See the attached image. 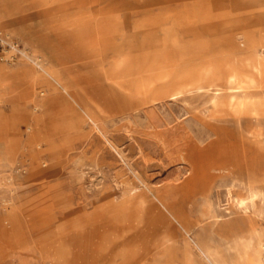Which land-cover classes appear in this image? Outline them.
<instances>
[{"label":"rangeland","instance_id":"1","mask_svg":"<svg viewBox=\"0 0 264 264\" xmlns=\"http://www.w3.org/2000/svg\"><path fill=\"white\" fill-rule=\"evenodd\" d=\"M0 88V264H264V0H0Z\"/></svg>","mask_w":264,"mask_h":264},{"label":"crops","instance_id":"2","mask_svg":"<svg viewBox=\"0 0 264 264\" xmlns=\"http://www.w3.org/2000/svg\"><path fill=\"white\" fill-rule=\"evenodd\" d=\"M7 15L9 16V13ZM52 72H53L54 76L52 77L53 79L51 80V82L55 85L53 87L54 88L59 87L70 98V105H72L71 107H72V109H74V111H73L74 114L72 112L70 116H91L90 113L88 112V110L86 109V107L83 106L78 101V99L75 97V95L72 92V90L70 89V87L67 84H65L57 76V74L54 72L53 69H52ZM48 81L50 82V80H48ZM1 91H2V89L0 88V94H1ZM169 96H170V93H169ZM158 98H161V97L158 95V96L151 97L148 100H143L142 103L140 102V104H137L136 106H133L130 111L136 112V111H139V110H146L149 106L153 105V103H155V101L158 100ZM151 101H153V102H151ZM76 105L80 108L81 112H79V110L75 107ZM39 106H40V110L38 112L37 111L36 112L35 111L34 112H29L23 106L13 105L10 114H5L4 112L0 111V116H31L32 119H34V117L36 118V116H49L47 112H48V109L51 107L50 101H48L47 99L42 100L40 102ZM34 109H37V108H34ZM150 115H152V116H146V117L150 118V119H153V120L156 119V116L154 117V115H155L154 110L150 111ZM43 131H46V130L40 129V132H42L44 135H46L47 139H49L50 138L49 135L46 132H43ZM0 137H2V136H0ZM4 150H5V146H4ZM4 150H3L2 154H0V161L3 160V159H13L14 148L11 149V150H8L9 155L4 153L5 152ZM10 152H11V154H10ZM16 215H17V218H18L17 211H16ZM16 228L17 227L12 228L9 225V228L7 229L11 233V243L16 241V240H14V238H15L14 232H17ZM15 229H16V231H15Z\"/></svg>","mask_w":264,"mask_h":264},{"label":"bare ground","instance_id":"3","mask_svg":"<svg viewBox=\"0 0 264 264\" xmlns=\"http://www.w3.org/2000/svg\"><path fill=\"white\" fill-rule=\"evenodd\" d=\"M46 73V72H45ZM51 75H53V74H51ZM50 77V76H49ZM248 77V76H247ZM53 79V78H52ZM178 92H180V90L178 89V90H175V91H173L172 93H170V95L171 96H173V95H175L176 93H178ZM179 94V93H178ZM157 98V97H156ZM158 99H160V98H158ZM155 100V99H154ZM151 102H153V101H151ZM142 103V102H141ZM233 104V103H232ZM246 104H247V102H246ZM248 104H250V103H248ZM245 106V105H244ZM246 106H248V105H246ZM235 107H237V106H235ZM240 107V106H239ZM152 116V115H151ZM171 116V115H170ZM155 117V116H154ZM157 117V116H156ZM168 118V117H167ZM4 146H5V152L4 153H6L7 155H9V153H8V150H11V149H13L14 148V144H11V143H9V144H6V142H5V144H4ZM10 154H11V152H10ZM11 156V155H10ZM39 210V209H38ZM5 220H6V223L8 224V225H10L12 228H15L16 226H17V223H18V218H17V215H16V208H15V210L13 211V212H11V213H8V214H6V216H5ZM1 228H3L2 226H1V223H0V229ZM15 231H16V229H15ZM17 233V232H16Z\"/></svg>","mask_w":264,"mask_h":264},{"label":"built area","instance_id":"4","mask_svg":"<svg viewBox=\"0 0 264 264\" xmlns=\"http://www.w3.org/2000/svg\"><path fill=\"white\" fill-rule=\"evenodd\" d=\"M0 201H1L2 203H5L6 199H5V198H1Z\"/></svg>","mask_w":264,"mask_h":264}]
</instances>
